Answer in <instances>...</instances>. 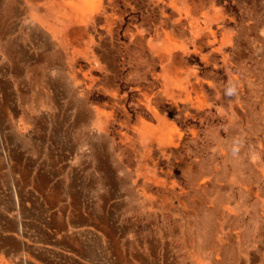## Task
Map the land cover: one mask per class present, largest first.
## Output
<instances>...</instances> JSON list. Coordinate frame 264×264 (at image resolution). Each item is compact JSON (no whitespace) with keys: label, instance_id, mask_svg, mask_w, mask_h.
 <instances>
[{"label":"rangeland","instance_id":"1","mask_svg":"<svg viewBox=\"0 0 264 264\" xmlns=\"http://www.w3.org/2000/svg\"><path fill=\"white\" fill-rule=\"evenodd\" d=\"M188 1L210 12L219 36L231 37L224 52L241 55L233 64L220 54L207 64L195 53L186 57L224 83L226 103L234 99L229 75L252 70L248 99L255 112L250 123L244 115L239 122L238 150L247 164L225 175L217 172L223 158L208 128L217 115L178 122L181 131L201 128V136L186 138L169 158L161 155L159 132L142 149L141 128L160 124L140 88L163 82L137 67L133 47L115 80L131 118L119 110L104 134L109 98L96 97V89L88 100L78 98L58 76L71 67L72 48L56 44L49 28L55 23L61 39L66 28L57 14L70 0H25L23 9L0 0V68H11L14 91L7 103L0 76V261H9L1 264H264V0ZM119 4L123 28L147 22L143 4ZM33 18L43 23L40 30ZM18 42L31 47L27 57L21 46L9 52ZM118 130H128L130 140L123 142Z\"/></svg>","mask_w":264,"mask_h":264},{"label":"bare ground","instance_id":"2","mask_svg":"<svg viewBox=\"0 0 264 264\" xmlns=\"http://www.w3.org/2000/svg\"><path fill=\"white\" fill-rule=\"evenodd\" d=\"M119 1L70 0L69 6H64L57 14L58 18L62 20L64 29L66 28L60 35L61 39L56 37L55 23H52L51 29L49 28L56 44L67 49L72 48L71 67L66 71H58V76L64 77L67 86L72 88L78 98L88 100L89 93L93 89L97 90L99 95L97 94L96 97L99 99L109 98L107 101L109 109L102 111L105 119L103 126H100V131L104 134L108 131L113 123L112 118H116L119 110L124 111L123 113L127 115L128 119L131 118V114L125 111V98L120 91V85L115 80L119 77L120 65H123L125 61L128 62V58H131V47H133L134 53L138 57L137 67L141 68V65H145L148 69L146 72H151L155 78L161 79L163 82L162 87H155L153 82L148 88L141 89L139 87L148 113L160 124L157 129L148 125L141 128L139 135L141 136L142 149L146 147L144 139L159 132L158 145L161 155L169 158L184 145L186 138L201 136V128L189 127L187 131L186 129L181 131L177 125L178 122L191 120L194 117L208 120L210 116L214 121L213 118L217 115L218 121L215 122V127L211 126L213 122L208 125L215 137V147L223 158V164L217 172L225 175L228 169H237L241 164H247L238 150V144L244 133L239 129V122L244 115L248 119L247 122L250 123L255 112L254 103L248 99V96L253 92V80L247 75V72H252V70L245 66L243 74L239 71V73L234 72L229 75L232 86V93L230 92L229 96L231 98L234 96V99L226 103L224 101L226 92L223 87L224 83L212 79L209 73L204 75L201 64H192L186 60V57L195 53L199 55L200 62L205 64L216 60L213 59L216 54L221 55V61L224 64L237 62L233 53L226 54L223 50L230 42L231 37L219 36L218 29H215L214 24L209 20L212 18L209 17L211 16L210 12L203 11L196 2L189 3L188 0H142L141 2L146 5L141 13L147 22L140 26L136 25L134 28H123ZM123 1L126 2V0ZM24 2L25 0H11L13 7L18 4L21 9L25 8L23 7ZM148 22L151 23V28L147 25ZM33 23L37 29L43 25L41 21L34 18ZM12 28L13 25L10 24L9 29L4 27L3 32L11 31ZM121 28L123 29L122 35L128 42H124L121 37ZM121 39L123 40L121 41ZM18 46H21L27 57L31 47L22 42L8 46L9 52H16ZM36 47H39V44ZM80 59L83 63L80 62ZM8 67L0 68V76L3 79L2 87L7 90V103H11L14 91L9 89L11 87L9 77L11 68ZM146 72L144 70V73ZM43 75L42 73L41 78ZM58 90H55L56 93ZM215 95L217 100L212 98ZM235 100L237 102L234 103ZM213 105H216L215 111ZM223 114L228 116L225 125L222 120ZM139 117L142 120L146 119L141 114ZM223 125L227 129L228 135L226 134V136L222 131L221 126ZM119 132L123 142L130 140L131 136L128 130ZM137 138L139 137L137 136ZM217 199L219 200L218 197ZM237 217L239 218V216ZM252 245L254 246V244Z\"/></svg>","mask_w":264,"mask_h":264},{"label":"crops","instance_id":"3","mask_svg":"<svg viewBox=\"0 0 264 264\" xmlns=\"http://www.w3.org/2000/svg\"><path fill=\"white\" fill-rule=\"evenodd\" d=\"M134 1L139 2L140 5L143 4V5H144V8H145V5H146V4H145L144 2L142 3V2H141L142 0H134ZM126 2H128V0H126ZM144 8H143V9H144ZM143 9H142V10H143ZM142 10L140 11L141 17L143 16V13H141ZM134 26H136V25H134ZM205 50H206V48H205ZM234 57H236V58H237V57H241V55H237L236 53H234ZM4 152H5V151H3V155H4V157H5L6 153H4ZM15 202H16V204L18 203L17 205H19V199H18V198H16V201H15ZM19 226H20V225H19ZM2 262H9V261H0V264H1ZM8 264H10V263H8ZM18 264H20V263H18ZM22 264H23V263H22Z\"/></svg>","mask_w":264,"mask_h":264}]
</instances>
